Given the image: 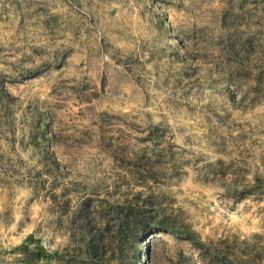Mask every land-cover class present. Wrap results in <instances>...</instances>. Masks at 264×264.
Segmentation results:
<instances>
[{
    "label": "rangeland",
    "instance_id": "obj_1",
    "mask_svg": "<svg viewBox=\"0 0 264 264\" xmlns=\"http://www.w3.org/2000/svg\"><path fill=\"white\" fill-rule=\"evenodd\" d=\"M137 194L120 264H264V0H0V264Z\"/></svg>",
    "mask_w": 264,
    "mask_h": 264
},
{
    "label": "trees",
    "instance_id": "obj_2",
    "mask_svg": "<svg viewBox=\"0 0 264 264\" xmlns=\"http://www.w3.org/2000/svg\"><path fill=\"white\" fill-rule=\"evenodd\" d=\"M101 210L109 213L111 219L102 226H91L88 221L82 219L80 231L72 239V251L49 253L40 244L30 252L26 250L27 245H21L18 249H22L34 262L55 260L59 264H120L127 241L139 240L140 234L143 233L151 232L153 235L157 232L170 231L164 226V221L151 220L150 207L139 194L121 202L102 206ZM183 237L199 248L200 243L195 232L189 230ZM27 240L32 241V236ZM144 252L146 263L147 249H144ZM135 258L138 264V252Z\"/></svg>",
    "mask_w": 264,
    "mask_h": 264
},
{
    "label": "water",
    "instance_id": "obj_3",
    "mask_svg": "<svg viewBox=\"0 0 264 264\" xmlns=\"http://www.w3.org/2000/svg\"><path fill=\"white\" fill-rule=\"evenodd\" d=\"M148 235H151V232H150V233H148V234H147V236H148Z\"/></svg>",
    "mask_w": 264,
    "mask_h": 264
}]
</instances>
